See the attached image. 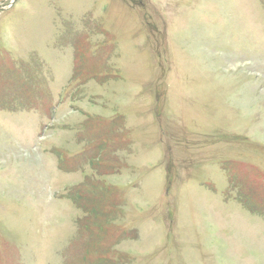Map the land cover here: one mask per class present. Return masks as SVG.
<instances>
[{
  "label": "rangeland",
  "instance_id": "rangeland-1",
  "mask_svg": "<svg viewBox=\"0 0 264 264\" xmlns=\"http://www.w3.org/2000/svg\"><path fill=\"white\" fill-rule=\"evenodd\" d=\"M13 1L0 264H264V0Z\"/></svg>",
  "mask_w": 264,
  "mask_h": 264
},
{
  "label": "trees",
  "instance_id": "trees-1",
  "mask_svg": "<svg viewBox=\"0 0 264 264\" xmlns=\"http://www.w3.org/2000/svg\"><path fill=\"white\" fill-rule=\"evenodd\" d=\"M90 195H91V197H90L91 202L84 201V200L80 201V199L76 201L77 206L79 207V209L82 210V212L84 214V216L78 220V226H79V224H81V231L82 232L88 230L90 223L91 222L93 223L94 221L96 223V231H97V229L99 231L100 226H101L98 224L99 222L101 223V219H99V218H100L101 214L104 216V212L101 213V209L103 206L102 205V202H103L102 198L98 197V199L93 200L94 198H92V196L93 197L96 196V193H90ZM93 201H95V202H93ZM102 226H104L105 232H106L107 226L105 225V223H103ZM100 230H102V229H100Z\"/></svg>",
  "mask_w": 264,
  "mask_h": 264
},
{
  "label": "crops",
  "instance_id": "crops-1",
  "mask_svg": "<svg viewBox=\"0 0 264 264\" xmlns=\"http://www.w3.org/2000/svg\"><path fill=\"white\" fill-rule=\"evenodd\" d=\"M84 145H85V143L82 145V147L84 148ZM85 150V149H84ZM72 157V156H71ZM80 170V169H79ZM80 171H82V170H80ZM73 172H75V171H73ZM80 173V172H79ZM83 173V172H82ZM83 175V174H82ZM67 176L69 177V180L70 181H74V180H83V178H81V176L80 175H78L77 176V174H75V173H71V174H67ZM72 186V185H71Z\"/></svg>",
  "mask_w": 264,
  "mask_h": 264
}]
</instances>
